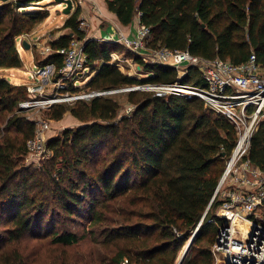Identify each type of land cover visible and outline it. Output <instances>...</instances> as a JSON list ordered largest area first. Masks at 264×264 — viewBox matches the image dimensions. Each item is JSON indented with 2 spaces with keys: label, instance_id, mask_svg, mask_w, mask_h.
I'll return each mask as SVG.
<instances>
[{
  "label": "trees",
  "instance_id": "1",
  "mask_svg": "<svg viewBox=\"0 0 264 264\" xmlns=\"http://www.w3.org/2000/svg\"><path fill=\"white\" fill-rule=\"evenodd\" d=\"M106 2L123 25L132 24L139 15L140 24L150 28L152 48L189 50L205 59L220 57L236 64L255 53L264 67V0ZM26 3L10 0L0 5L1 70L23 67L17 40L44 18L20 11ZM80 16L78 7L64 24L73 37L61 36L53 48L67 47L74 37L86 38ZM119 46L87 40L88 66L99 63L86 84L90 90L178 81L175 67L145 63L138 55L133 58L147 77L124 73L111 62ZM47 60L62 64L58 53ZM181 82L205 84L194 66L187 67ZM80 88L70 85L66 90ZM27 98L26 85L0 74V112L9 114L0 137V225H7L0 233L3 244L48 236L63 247L77 245L87 235L68 228L77 217L104 227L107 244L123 242L124 247L102 264H123V260L125 264H178L179 252L189 241L182 264H214L212 246L224 224L216 215L222 199L214 194L237 141L236 130L226 118L198 97L130 91L127 100L135 109L126 116H119L114 95L78 100L70 112L82 124L48 138L51 157L35 168L25 164L27 141L36 127L35 121L22 115L20 103ZM68 110L55 103L50 119L61 120ZM249 158L264 171V127L253 135ZM114 211L119 218H112ZM148 239L153 242L147 243ZM0 264H27V260L14 251L1 254ZM58 264L75 263L67 258Z\"/></svg>",
  "mask_w": 264,
  "mask_h": 264
},
{
  "label": "built area",
  "instance_id": "2",
  "mask_svg": "<svg viewBox=\"0 0 264 264\" xmlns=\"http://www.w3.org/2000/svg\"><path fill=\"white\" fill-rule=\"evenodd\" d=\"M84 1L73 0L74 8ZM150 33V28L141 24L133 39L120 34L119 39L110 35L103 40L126 44L145 63L175 67L179 73L178 81L77 92L69 99L89 100L142 90L153 92L157 97H198L207 108L226 118L236 130L237 141L214 194V198L220 196L222 199L216 215L228 226L219 227L212 253L215 264H264V171L249 158L253 135L264 127V67L255 53L246 62L236 64L220 57L205 59L189 50L152 48L148 45ZM27 36L23 34L19 39L23 41ZM87 40V37L83 40L73 38L67 47L55 49L49 45L41 50L43 62L35 65L31 76L33 83L27 85L28 98L20 103L22 109L55 104L61 101L59 91L69 92L66 89L70 85L77 86L79 77L90 68L85 53ZM53 53L61 55L60 66L47 60ZM189 66L196 67L201 73L203 86L182 84L181 79ZM134 109V105H129L127 112L130 114ZM35 123V132L27 141L28 157L41 158L48 151L51 124L47 119H38ZM241 220L247 222V228L243 236L236 238L234 233L240 231L238 222Z\"/></svg>",
  "mask_w": 264,
  "mask_h": 264
},
{
  "label": "rangeland",
  "instance_id": "3",
  "mask_svg": "<svg viewBox=\"0 0 264 264\" xmlns=\"http://www.w3.org/2000/svg\"><path fill=\"white\" fill-rule=\"evenodd\" d=\"M26 1H28V3L21 5L27 6L20 7V11H28L33 15H43L44 18L36 23H32L30 31L24 33L28 34V36L23 40L28 41L30 48H25L22 45L23 41H21V39L18 38L17 40V46L20 50L21 59L24 63L23 67L14 68L12 70L0 69V74L4 75L15 84L20 83L21 85L27 86L33 83L31 76L35 70V65L38 64L39 61L43 60L41 50L44 47L52 45V43L57 41L61 36L70 34V36L73 37V34L71 33L70 29L64 28V20L69 15L63 13V9L65 7L63 2H60L59 0H34L35 2H31L30 0ZM2 3L3 1L0 0V5ZM78 7H80L81 10V28L85 31L86 37L89 39V33H91L92 30H96L92 27V25L89 24V19H95L93 8H88L85 5L82 6L79 4L75 7V10ZM87 17H89V19H87ZM103 38L104 37H101L99 40L102 42L106 41L103 40ZM112 42L118 43L120 45V49L112 53L113 58L111 62L118 65L119 68L126 74L132 75L139 79L147 77L148 72L142 68H139L138 63L135 62L133 58L135 53L126 44L121 42ZM98 66L99 63L93 66L91 70L88 68L85 71V74L79 77L78 83L76 84L77 86L81 87L78 91L79 93H87L90 91V89L86 87V84L96 74V72L93 70ZM75 93L77 92L59 91L60 96L58 97H60L61 101H58L57 103L64 104L69 108L61 120L57 121L50 119L49 111L53 104L41 108L23 109L22 115L33 121L38 119L49 120L51 129L48 132V138L56 136L59 137L65 129H74L82 124L80 120L74 117L70 112V107L75 105L76 101L69 99V97ZM127 94L128 92L114 95V98L120 104L119 116L130 115L127 112V108L132 104L128 102ZM8 117V113L0 112V137L1 135L5 134L4 127ZM50 157L51 151L48 150L47 153L41 158L26 157L25 164L27 166L37 168L44 164ZM116 210L117 208L115 211ZM115 211L111 215L112 218H119L120 215L115 213ZM218 211L219 210H217V213ZM6 226V224L0 225V233L3 234V231L7 228ZM68 228L81 234L86 233L87 235L79 244L65 247L52 243L50 237L48 236H27L8 245L3 244L2 240H0V246L2 247L0 250V255L2 254L3 256L5 254H12L14 251H19L23 254L25 260H27V264H58L62 263L63 259L67 258L71 261V263L75 264H89L92 261H97V263L102 264L108 262V260H111L119 252V250L124 247L123 242L107 244L104 235L102 234V231H104L105 228L90 225L89 219H79L76 217L72 220V222H69ZM152 242V239L147 240V243ZM207 245L211 247V245ZM183 253L184 247L179 252L177 258L178 261L180 260ZM125 263L126 260H123V264Z\"/></svg>",
  "mask_w": 264,
  "mask_h": 264
},
{
  "label": "crops",
  "instance_id": "4",
  "mask_svg": "<svg viewBox=\"0 0 264 264\" xmlns=\"http://www.w3.org/2000/svg\"><path fill=\"white\" fill-rule=\"evenodd\" d=\"M83 5L87 6L88 8L92 7L94 11L95 19H89V17H87V19L90 20L89 24L96 29L94 31L92 30V32L89 33V39L99 40L101 37H109L110 35H114L115 38L119 39L120 34L128 37L129 39H133L137 28L141 25L139 15L136 16L132 24L123 25L119 21L116 14L109 11L106 0H85L82 6ZM69 16L64 20L65 22L69 18ZM10 69L12 70L14 68ZM17 84L21 85L20 83Z\"/></svg>",
  "mask_w": 264,
  "mask_h": 264
},
{
  "label": "water",
  "instance_id": "5",
  "mask_svg": "<svg viewBox=\"0 0 264 264\" xmlns=\"http://www.w3.org/2000/svg\"><path fill=\"white\" fill-rule=\"evenodd\" d=\"M1 1H3V2H8V1H10V0H1ZM59 1H60V2H63V3L65 4V7H64V9H63V13H64V14L71 15V14L74 13L75 8H74L73 0H59ZM22 45H23L25 48H30V44L28 43L27 40H23ZM139 68H141L140 65H139ZM227 226H228V224L225 222V223H224V227H227ZM190 242H191V241H189V243H188V245H187V247H186L184 253L182 254L180 260L178 261V264H182V263H183V260H184L185 254H186V252H187V249H188V247H189V245H190Z\"/></svg>",
  "mask_w": 264,
  "mask_h": 264
},
{
  "label": "bare ground",
  "instance_id": "6",
  "mask_svg": "<svg viewBox=\"0 0 264 264\" xmlns=\"http://www.w3.org/2000/svg\"><path fill=\"white\" fill-rule=\"evenodd\" d=\"M63 18V17H62ZM33 63V62H32ZM187 91H189L187 88H185ZM238 226H239V229H240V231H236L235 233H234V236L237 238V237H241V236H243L244 235V233H245V229L247 228V222H245V221H239L238 222Z\"/></svg>",
  "mask_w": 264,
  "mask_h": 264
}]
</instances>
